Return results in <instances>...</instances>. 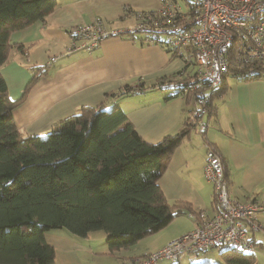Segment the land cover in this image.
Returning <instances> with one entry per match:
<instances>
[{"label":"trees","instance_id":"trees-1","mask_svg":"<svg viewBox=\"0 0 264 264\" xmlns=\"http://www.w3.org/2000/svg\"><path fill=\"white\" fill-rule=\"evenodd\" d=\"M182 1L183 10L192 15L189 0ZM55 6L56 0H0V68L14 46L10 42L12 32L44 20ZM192 19H187V25ZM124 30L115 35L138 40L141 45L158 44L170 59L178 57L186 65L191 64L192 70L184 65L151 85L163 90L172 88L170 97L180 95L189 105L188 116L178 131L152 143L138 133L118 105H84L45 134L23 136L13 110L24 102L38 78L47 73V67H31V78L15 100L10 99L0 73V264H56L55 249L45 239V233L52 229L64 228L80 237L102 230L108 253L113 254L157 232L178 214H198L186 202L167 201L159 179L174 149L192 129L205 123L203 116L214 112L217 99L228 90L229 79L263 78L264 62H232L221 82L211 86L199 77L192 50L179 54L169 44L168 32L154 27ZM137 85L143 86L141 82ZM131 88L111 95L130 92ZM218 255L221 264H255L251 251L224 247Z\"/></svg>","mask_w":264,"mask_h":264},{"label":"crops","instance_id":"crops-1","mask_svg":"<svg viewBox=\"0 0 264 264\" xmlns=\"http://www.w3.org/2000/svg\"><path fill=\"white\" fill-rule=\"evenodd\" d=\"M158 6L159 0H56L44 20L12 32L10 42L14 46L0 68L10 99L20 97L33 73L32 66L47 67V73L38 78L24 102L13 110L21 134H45L81 106L99 104L106 108L118 105L148 142H158L165 134L178 131L188 116L189 105L180 95L170 97L172 88L163 90L151 85L182 69L186 64L181 58L170 59L158 44L141 45L138 40L120 35L107 36L90 52L69 49L67 31L76 25L99 18L107 30H124L134 25V11ZM52 56L54 61H50ZM185 68L192 70L191 64ZM139 82L142 88L132 90ZM127 86L132 91L111 95L125 91ZM216 106L210 116H203L205 123L198 125V130L192 129L174 149L159 186L167 201H183L197 212L212 215L213 186L203 167L207 146L215 148L223 159L229 195L261 205L257 214L260 228L249 230L248 237L251 252L264 259V77L229 79L228 90L219 96ZM182 215H186L184 228L166 236L158 247L194 227V216L181 213L175 218ZM89 237V233L75 236L64 228L45 233L46 241L55 249L56 264H88V254L108 253L104 244L99 251ZM129 248L108 253L112 260L107 264L140 256ZM202 252L183 254L179 264L218 260V256Z\"/></svg>","mask_w":264,"mask_h":264},{"label":"built area","instance_id":"built-area-1","mask_svg":"<svg viewBox=\"0 0 264 264\" xmlns=\"http://www.w3.org/2000/svg\"><path fill=\"white\" fill-rule=\"evenodd\" d=\"M179 0H159L152 12H136L130 30L154 27L169 33V44L182 54L191 49L201 79L217 86L229 65L264 62V0H189L186 14ZM193 7V9L191 8ZM190 13V12H189ZM178 17V18H177ZM193 18L191 22L187 19ZM126 30H107L100 19L70 28V50L92 51L109 35ZM233 45V46H232ZM52 56L50 61H54ZM196 113V112H195ZM205 177L213 186V213L201 210L194 216L195 225L162 247L119 264H157L179 262L183 254L224 247L251 251L248 231L260 228L257 220L261 205L254 200L241 201L228 194L221 156L207 146Z\"/></svg>","mask_w":264,"mask_h":264},{"label":"rangeland","instance_id":"rangeland-1","mask_svg":"<svg viewBox=\"0 0 264 264\" xmlns=\"http://www.w3.org/2000/svg\"><path fill=\"white\" fill-rule=\"evenodd\" d=\"M180 4L182 6V9H185V6H184V3L182 0H180ZM136 86H138V85H136ZM204 121H206V120L204 119ZM196 130H198V127L196 128ZM184 218H186V215L185 216L182 215V216H178V217L174 218L169 224H167L165 227L161 228L157 232L152 233L150 235H147V236L141 238L140 240H138L137 243L131 245V247L128 250H131V249L133 250V248H134V250L137 253H139V255L141 256L146 252L156 250V249L162 247L165 243L160 245L159 247H158V245L160 243H162V241L164 240V238L166 236H168L171 233L179 232L184 228V225L186 224V220ZM185 232H187V231H185ZM185 232L180 233L179 235H177L173 239L180 237ZM89 236H90L89 237L90 240L93 241L92 243L97 247V249H99V251L101 249H103L104 246H101L103 244L107 248V245L105 243V234L102 230L89 232ZM156 247H158V248H156ZM93 251H96V249H93ZM203 253H212L213 256H218V260H213L212 262H209V263H211V264H221L222 263L221 259L219 258V255H218V251L216 249H210L208 251H203L202 254ZM137 257H139V256H135V257L129 258V259H124V260L120 261L119 263L129 262V261H131ZM86 259H87L88 264H107L108 261L111 262L112 257H110V255L108 253H106L105 255H99V254H96V252H94V253L88 254L86 256ZM255 259L258 261V263H256V261H255V264H264L263 258H261V257L256 258L255 257ZM119 263H117V264H119ZM175 264H179V262L175 263Z\"/></svg>","mask_w":264,"mask_h":264}]
</instances>
